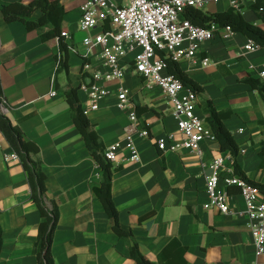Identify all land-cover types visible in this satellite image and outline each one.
Returning <instances> with one entry per match:
<instances>
[{"label":"crops","instance_id":"1","mask_svg":"<svg viewBox=\"0 0 264 264\" xmlns=\"http://www.w3.org/2000/svg\"><path fill=\"white\" fill-rule=\"evenodd\" d=\"M32 0H0V81L6 110L2 111L24 132L27 140L39 148L42 170L46 174L47 196L59 206L60 217L52 243L55 264H137L130 255V241L116 234L110 218L94 188L101 185V167L86 146L74 123L66 91L77 88L78 98L92 128L104 148L123 142L130 134L128 112L118 107V83L104 82L109 93L91 110L82 83L92 81L83 71L86 35L99 33L103 26L81 30L80 6L88 0H60L64 8L61 26L68 32V70L57 72L60 53L57 38L42 41L41 30H28L21 21H7L5 5ZM244 17L264 28L252 2L242 0ZM231 8L229 0L210 3L204 11L221 12ZM42 10L30 19H38ZM48 24L44 30L50 29ZM249 38L235 32L223 39L218 34L201 44L193 60L178 62L182 69L200 83L201 98L210 99L219 111H230L224 120L240 146L236 160L252 180L264 183L259 151L264 139V102L260 93L244 81L258 77L264 70V48L245 51ZM133 54L124 65L123 87L138 117L137 130L149 125L150 136L133 133L140 160H129L123 148L113 163L112 197L119 210L122 228L130 230L145 258L157 262L162 249L177 239L186 248V264H245L255 259L249 217L239 188L221 187L228 193L231 212L220 213L204 208L209 197L206 177L209 164L218 156L234 157L223 151L216 137L202 143V154L180 149L162 151L157 139L170 132L176 141L184 136L178 131L174 108L163 90L149 85L132 69ZM209 64L204 65L203 59ZM91 63L105 72L99 57ZM168 72V69L165 70ZM52 90L56 91L51 95ZM197 100L196 113L206 120V112ZM211 128V127H210ZM102 151V153H103ZM0 131V227L2 248L0 264H38L34 244L41 222L40 210L31 200V189L21 161ZM149 214L141 220L143 215Z\"/></svg>","mask_w":264,"mask_h":264},{"label":"built area","instance_id":"2","mask_svg":"<svg viewBox=\"0 0 264 264\" xmlns=\"http://www.w3.org/2000/svg\"><path fill=\"white\" fill-rule=\"evenodd\" d=\"M220 0H88L80 6L82 17L81 30H91L102 24L103 29L95 35H86L82 44L85 47L83 71L92 78L91 82L82 83L80 89L87 93L89 108H99V101L109 91L104 82L118 83V107L128 112L130 134L121 142L110 144L103 151L106 160L115 163L117 152L125 149L129 160L138 162L140 153L133 141V133L141 137L150 136L149 125L137 130V113L130 102L128 91L123 87L124 65L122 59L133 54L131 66L135 73L141 75L149 83L160 87L173 105L178 122V131L184 136L176 141V133L170 132L157 139V147L162 151L189 150L202 154V143L213 140L215 135L205 120L196 113L198 97L173 74L165 72V58L180 62L193 60L201 44L212 40L217 34L230 38L235 32L230 26L203 27L192 23L186 17L189 8L204 10L210 3ZM254 2L255 0H248ZM231 7L241 12L242 0H229ZM67 37L68 32L62 31ZM254 40L249 39L244 45L245 51L259 48ZM93 57H99L105 72L91 63ZM208 65L209 59H203ZM258 78L264 85V70L255 69ZM56 91L52 90L51 95ZM5 100L0 102V110L5 111ZM16 155V154H15ZM14 155V156H15ZM17 156V155H16ZM210 172L206 177V192L209 200L204 208H215L220 213L231 212L228 193L221 187V179L225 186L239 188L244 199L246 214L249 217V228L254 244L255 259L245 264H264V192L248 183L236 173L230 158L216 157L208 166Z\"/></svg>","mask_w":264,"mask_h":264},{"label":"trees","instance_id":"3","mask_svg":"<svg viewBox=\"0 0 264 264\" xmlns=\"http://www.w3.org/2000/svg\"><path fill=\"white\" fill-rule=\"evenodd\" d=\"M252 10L258 18L264 22V0H255L251 4ZM42 10V15L38 19H30L34 11ZM4 18L9 21H21L28 30H41L40 37L42 41H48L57 38L59 41L60 53L56 56L58 64L57 72L68 70L67 52L68 45L65 37L62 36L63 28L61 26L64 8L60 0H32L25 4L14 2L5 5L2 9ZM192 23L211 27L218 25L219 27L230 26L234 32L243 34L249 39L254 40L260 47L264 48V28L260 25L248 21L242 12L231 7L221 12H206L202 9L189 8L186 11ZM50 24V29L44 30L46 25ZM168 71L179 79L186 87L192 89L201 104L204 106L207 114L206 120L210 125L220 148L223 151H229L234 157V168L237 174L243 177L248 183L258 187L264 192V183L250 179L244 171L239 167L236 160L240 153V146L235 140L232 132L224 124V120L230 117V111H219L213 105L212 100L201 98L204 92L203 86L191 78L181 67V65L170 58H165ZM251 87L257 90L264 102V85L260 78L249 76L244 79ZM3 97L2 86L0 81V99ZM67 101L72 110L74 123L83 135L86 146L101 167L102 182L101 185L94 188L98 198L101 200L112 225L113 231L120 237L130 241V255L137 264H186L184 252L186 248L181 245L177 239H172L160 252L157 262L151 261L144 257L140 252L138 244L132 239L130 230L122 228L119 220V210L117 209L112 197V180L116 171L113 163L106 160L103 156L104 145L92 128V124L82 108L77 94V88H70L66 91ZM264 123V119L261 120ZM0 131L3 133L15 154L22 163L27 173L28 183L31 189V200L36 203L41 214V222L38 227V235L34 244V254L37 257L38 264H55L52 255V243L60 217L59 206L55 200L47 196L46 174L42 170L41 159L39 157V146L27 140L22 129L12 124L11 120L0 110ZM261 157L260 168H264V139L261 141L259 151ZM149 214L143 215L141 220L145 219ZM2 248V229L0 227V251Z\"/></svg>","mask_w":264,"mask_h":264}]
</instances>
